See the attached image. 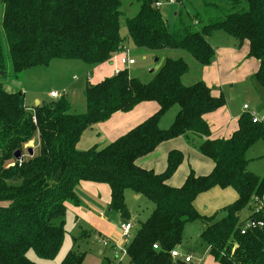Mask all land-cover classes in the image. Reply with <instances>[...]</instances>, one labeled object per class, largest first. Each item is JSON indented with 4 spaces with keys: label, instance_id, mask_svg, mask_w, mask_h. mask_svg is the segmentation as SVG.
<instances>
[{
    "label": "trees",
    "instance_id": "obj_1",
    "mask_svg": "<svg viewBox=\"0 0 264 264\" xmlns=\"http://www.w3.org/2000/svg\"><path fill=\"white\" fill-rule=\"evenodd\" d=\"M136 1L138 10L125 18L123 37L121 0H0V80L16 81L24 71L54 60L107 63L125 49L126 40L148 51H182L206 67L214 56L208 39L222 31L239 46L248 44L247 56L258 62L252 78L264 86V0H198V8L190 7L189 0H172L178 7L173 29L156 7L169 0ZM188 69L182 57L166 58L148 83L122 69L86 86L81 114L70 113L64 96L28 110L21 90L8 92L0 84V264H36L26 258L29 250L53 259L65 235L66 205H78L75 189L83 182L108 186L109 209L121 221L129 217L126 189L153 205L125 246L126 264H191L174 261L170 252L181 246L185 225L195 220L218 264H264V226L244 235L238 230L250 215L241 219L240 214L255 201L264 204V176L247 171L246 158L250 148L264 141V129L243 114L228 138L211 139L203 117L225 101L213 97L202 81L183 85ZM144 102H155L158 110L142 123L102 148L76 149L86 129ZM174 105L173 122L161 129L160 118ZM35 135L38 149L28 156L27 144ZM179 137L213 166L201 176L190 170L180 187H171L167 181L183 162L181 151L167 153L162 173L136 162ZM16 151L23 157L20 166L13 158ZM213 187L236 194L218 220L200 217L193 205ZM256 218L264 221L262 215ZM84 257L70 249L60 264H85Z\"/></svg>",
    "mask_w": 264,
    "mask_h": 264
},
{
    "label": "rangeland",
    "instance_id": "obj_2",
    "mask_svg": "<svg viewBox=\"0 0 264 264\" xmlns=\"http://www.w3.org/2000/svg\"><path fill=\"white\" fill-rule=\"evenodd\" d=\"M189 4L190 7L198 8L200 3L198 0H189ZM138 6L136 0H121L120 10L123 13V16L119 20L121 36H126L125 18L132 17L137 12ZM159 9L163 18L168 23V26L173 29L175 26L174 14L178 10L177 5L164 2ZM221 34H223L222 31ZM223 38H225V35ZM124 46V53L126 52L127 58L132 59L134 64L125 66L123 69H126L132 77L139 79L142 83H148L152 79L154 73L162 65L164 59H176L178 58L176 56L181 57L179 54H184L182 51L168 50L155 52L139 49L134 47L129 40L125 41ZM238 46L239 45H237V47ZM184 57L188 59L189 63H192L193 59H191V57L187 54H184ZM84 68V65L79 62L72 63L54 60L47 67H34L24 71L18 76L16 81L11 80L8 83L0 80V84L3 85L4 89L8 92L21 90L25 94L26 102H28V109L34 107L35 103H32L34 98L38 99L41 103L52 101L49 98V93L53 90L59 96L67 97L72 101V105L70 104V113L81 114L83 113V108L85 109L84 97L83 94L81 95V89L86 82L85 73L83 74L82 72ZM192 73L193 70L191 69L186 76L190 79ZM252 84L254 85L253 82ZM262 87L260 90H262ZM223 95L226 107H230L233 112L236 110L241 111L242 104H246L245 106L248 108L247 112L249 114H254L257 117L264 116V95L261 93V95L256 98L251 83L246 82L242 85H236L234 88L223 93ZM252 103L255 104L257 109L251 106ZM177 111L178 106H172L160 118L159 127L161 129H167L173 122ZM173 141L174 143L171 149L180 150L182 152L184 156L182 164L185 162L188 170L190 167V170H193V172L197 174L199 170L205 168L201 162L194 164V161L191 162L189 160V155L196 152V150L194 151V148H190L184 143L183 138L179 137L173 139ZM161 146L159 148L157 147V151H154V153L156 152L155 154L151 153L154 155L148 158L147 156L144 157V164H141L140 167L153 169L152 167L157 166L156 163L151 162V158L155 160L163 156L164 147ZM31 149L33 154H35L38 149V138L36 135L33 138ZM199 158L204 160L203 157ZM246 158L250 160L247 165V171L257 176H264L263 140L258 141L248 151ZM165 159L166 154L164 156V161ZM207 162H209V160ZM207 171H209V165ZM75 196L78 200V205H66L63 224L65 235L57 255L53 259L47 260L36 256L33 251L29 250L25 253L26 258L36 264H60L67 252L73 249L79 253L85 254L86 264H105L104 261H109V264H126V259H124L122 253H119L118 257L114 258L110 245L106 250H103L98 241L100 238L109 241L120 238L123 235L120 230V225L130 221L132 223V229L129 233L131 239L136 232L138 224L145 221L150 214L153 205L145 197L138 198L139 196L134 195L132 191L126 189L124 191V203L129 217L125 222L119 220L116 212L108 211L109 189L107 185L91 182L80 183L75 189ZM235 198L236 194L231 188L222 189L213 187L209 191L199 194L193 205L200 217L209 218L214 216L215 219L218 220L224 216L221 210L232 204ZM0 206H4V204L1 203ZM99 212H103L108 219V224L105 227L96 222L95 217H98ZM248 214L249 210H244L240 214L241 219L245 218ZM201 230L202 224L198 220L187 223L182 232V244L177 250L181 257L189 255L191 264H209V262L218 264L214 258L209 255L208 246L200 239ZM123 246L125 248V245ZM101 251L103 254L100 255L99 252Z\"/></svg>",
    "mask_w": 264,
    "mask_h": 264
},
{
    "label": "crops",
    "instance_id": "obj_3",
    "mask_svg": "<svg viewBox=\"0 0 264 264\" xmlns=\"http://www.w3.org/2000/svg\"><path fill=\"white\" fill-rule=\"evenodd\" d=\"M225 35V38L223 36ZM221 34V31L215 32L209 39L208 43L212 47L214 51V56L211 61V63L206 67L199 66L194 60H192V63L188 62V59L184 57V54H179L187 63L188 72L182 76L181 81L182 84L185 86L192 85L193 83L197 81H202L206 84V86L210 89L211 95L213 97H219L222 96L224 98L223 93L226 91H229L230 89L234 88L236 85H242L246 82L251 83L252 90H254V93L256 95V98H258L261 93L264 95V87L259 86L255 80H253L252 76L256 72L258 68V62L253 59L249 58L247 56L248 54V44L245 42L241 46L237 47V42L228 37L225 33ZM223 35V36H221ZM120 53L113 57L109 62L103 63L97 66H89L84 63H81L79 61H68V62H79L84 65V69L82 70L83 74L85 73L86 82L84 83L82 89H81V95L83 94V91L85 90L86 86L94 85L106 78H110L115 75V70H122L123 67L119 65V58ZM179 57V56H176ZM190 59V58H189ZM192 59V58H191ZM67 62V61H66ZM193 70V73L191 74V78L189 79L188 76H186L190 70ZM130 75V73H129ZM131 76V75H130ZM251 81V82H250ZM254 83V85L252 84ZM262 87V90H260ZM54 92L53 90L50 91ZM49 93V94H50ZM61 97V96H60ZM50 98V96H49ZM67 98V97H66ZM26 97L24 94V103L25 107L28 109V102H26ZM51 100H55L53 98H50ZM68 99V98H67ZM69 103L72 105V101L69 100ZM225 101V99H224ZM35 103V106L45 104L44 102H40L38 99L34 98L32 103ZM50 102V101H49ZM221 108L217 109L216 111L206 114L203 118L205 122L208 124L210 129V138L211 139H226L228 138L234 131L237 129V123L238 119L243 115H248V108L247 110L243 109V106L246 104H242L241 111H232L230 107H226V103ZM251 106H255L254 103L251 104ZM33 108V107H32ZM31 109V108H30ZM29 110V109H28ZM84 108L82 112H84ZM158 110V105L155 102H144L139 105H137L132 111L127 113H115L113 114L107 121L99 124H95L91 126L90 128L86 129L82 134L81 137L76 144V149L78 151H86L90 149L91 147H97L102 148L106 146L107 144L115 141L120 136L127 133L129 130L134 128L135 126L142 123L144 120H146L149 116L154 114ZM260 110V109H259ZM184 143H186L190 148H194L193 146L189 145L186 140L183 138ZM173 140L167 141L162 143L158 146V148H163V156L156 158L153 160L151 158L152 163H156L157 166L151 168H146L153 170L155 173H162L165 169L166 165V159L164 161V156L170 151V150H176L171 149L173 147ZM195 144L198 143L197 140L194 142ZM30 146V147H29ZM32 141L27 144V148H31ZM157 149V148H156ZM155 149V150H156ZM251 149V148H250ZM249 149V150H250ZM195 151V149H193ZM192 150V151H193ZM248 150V151H249ZM157 151V150H156ZM180 151V150H179ZM154 153V152H152ZM156 153V152H155ZM154 153V154H155ZM248 153V152H247ZM149 154L147 155V158L154 155ZM193 154V155H192ZM146 157V156H144ZM140 158L137 160V165L140 167L141 164H144L143 158ZM199 157H203L197 152L191 153L189 155V160L191 162L194 161V164H197L198 162H201L205 168L203 170H199L197 174L198 176L206 175L208 174L212 169V162L203 157L204 160H202ZM184 158V156H183ZM145 159V158H144ZM209 160V162L207 161ZM184 161V159H183ZM250 162V160H249ZM249 164V163H248ZM209 165V171L208 170ZM142 168V167H141ZM190 170V167H189ZM185 162L176 170V172L172 175V177L167 181V184L171 187H180L182 183L185 180V177L187 176L189 172ZM205 170V171H204ZM193 171V170H192ZM135 195V194H134ZM139 196L138 198H140ZM137 198V199H138ZM109 207V206H108ZM111 212V210H108ZM119 217V215H118ZM96 218V222H98L103 227L107 226L108 219L106 215L103 212L98 213V217ZM120 220V218H119ZM121 221V220H120ZM131 223V221H130ZM132 224V223H131ZM131 231V230H130ZM114 243L127 245L126 241L122 240V238H118L114 241L110 242V249L113 253L114 258H117L118 256L115 255L113 245ZM103 250H106L108 247H102ZM99 254H103V252H99ZM124 259L126 257L124 256ZM175 261V260H174ZM105 263H109V261H104ZM84 263H85V257H84ZM127 263V260H126ZM86 264V263H85ZM104 264V263H100ZM209 264H215L210 263Z\"/></svg>",
    "mask_w": 264,
    "mask_h": 264
},
{
    "label": "built area",
    "instance_id": "obj_4",
    "mask_svg": "<svg viewBox=\"0 0 264 264\" xmlns=\"http://www.w3.org/2000/svg\"><path fill=\"white\" fill-rule=\"evenodd\" d=\"M168 2L172 3V0H169ZM161 4L157 3L156 7H160ZM125 49L123 51L120 52V57H119V65L121 67H125V66H130L134 64V61L130 58H127L126 56V52L124 53ZM120 70H115V74H117ZM50 98L53 99H58L60 96L56 93V92H51L49 94ZM244 110H247V107L244 105L243 106ZM248 116L250 117V121L252 124H256L262 127V129H264V116H260L257 117L254 114H249ZM22 159L23 157H20L16 162L17 165L20 166L22 163ZM249 218L246 220H243L241 225L239 226L238 230L239 233L241 235L246 234L248 231H252L255 229H260L264 226V221L261 219H257L256 217L259 215H262L264 217V204L263 203H259L256 202L253 204V206L251 207V210L249 211ZM132 229V224L130 222H126V223H122L120 225V230L122 231V240H127L126 244L128 243L130 236V230ZM109 240L106 239H101L98 241V243L102 246V247H109L110 245ZM115 252V255L118 256L119 253H122L124 255L125 253V248L123 246V244H118V243H114V245L112 246ZM153 249H157L156 245H153ZM170 256L174 259V260H180L184 263H191V258L189 255H186L184 257L180 256V253L177 249L173 250L170 252Z\"/></svg>",
    "mask_w": 264,
    "mask_h": 264
},
{
    "label": "water",
    "instance_id": "obj_5",
    "mask_svg": "<svg viewBox=\"0 0 264 264\" xmlns=\"http://www.w3.org/2000/svg\"><path fill=\"white\" fill-rule=\"evenodd\" d=\"M27 154H28V156H32L33 151H32L31 148H28V149H27ZM20 157H21V152H20V151H16V152L13 154V158H14L15 160H18Z\"/></svg>",
    "mask_w": 264,
    "mask_h": 264
}]
</instances>
